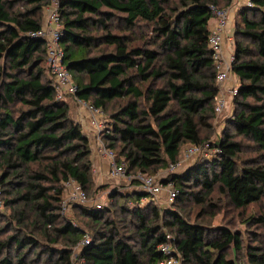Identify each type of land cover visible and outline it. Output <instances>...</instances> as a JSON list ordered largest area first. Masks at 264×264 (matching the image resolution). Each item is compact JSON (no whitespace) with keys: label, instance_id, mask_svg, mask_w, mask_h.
<instances>
[{"label":"trees","instance_id":"1","mask_svg":"<svg viewBox=\"0 0 264 264\" xmlns=\"http://www.w3.org/2000/svg\"><path fill=\"white\" fill-rule=\"evenodd\" d=\"M20 1L24 8L16 9ZM50 2L0 0V187L16 222L9 225L15 232L0 238V264H73L74 247L85 235L90 243L79 255L88 264H157L168 234L184 264H264V212L246 219L263 227L262 238H255L262 244L250 246L240 233L190 222L179 211L159 210L152 199L139 206L145 196L139 190L110 196L133 225L109 219L110 207L75 206L85 221L65 218V181L75 179L89 196L95 179L90 138L70 117L68 103L57 99L55 81L43 66L45 41L29 35L42 27ZM231 3L60 0V43L78 98L106 114L111 103L124 101L111 114L112 133L103 140L128 173L152 175L177 162L188 144L209 142L218 149L211 159L164 183H175L179 201L206 205L217 192L244 210L264 198V0H252L235 20L234 114L217 141L202 135L213 129L219 92L208 44L212 8ZM237 137L254 144L255 158L240 157Z\"/></svg>","mask_w":264,"mask_h":264},{"label":"built area","instance_id":"2","mask_svg":"<svg viewBox=\"0 0 264 264\" xmlns=\"http://www.w3.org/2000/svg\"><path fill=\"white\" fill-rule=\"evenodd\" d=\"M60 0H51V5L46 8L47 21L37 31H31L30 36L40 38L45 41L47 63L51 74L54 76L57 99L66 100L68 96H73L78 107L85 109L90 114L91 124L95 127L96 149L100 156L108 159L109 171L108 176L112 180H118L122 177H127L136 184L132 190H139L145 196L140 200V205H145L148 200L158 199L162 204L171 205L176 200L179 190L175 183L169 181L164 183L165 179L173 173H178L192 165L196 159H211L217 152L216 147H212L209 142L195 145L188 144L182 151V155L177 162L169 163L167 174L164 177L158 178L155 175L146 174L143 172L129 174L126 170L124 161L117 162L116 155L113 150L108 148L103 140L102 131L104 120L107 115L101 108H97L90 103L77 97L78 86L74 82L73 77L63 62L65 55L63 46L60 43L62 23L59 16ZM247 7H251L252 0H247ZM213 21L208 35V44L212 53L216 69V80L219 92L216 98L214 110L217 115L225 112L228 104L232 99H235L238 93V84L229 85L232 79L233 64L235 62V40L234 35L227 36V28L231 21L230 8H212ZM93 172L94 169H93ZM64 194L61 201V212L64 215L75 206L88 207L92 202L97 209L103 206L90 200L83 186L75 179L69 178L64 183ZM148 197L150 199H148ZM160 198L162 200H160ZM133 205V202H130ZM4 207L2 198V189L0 187V209ZM90 243L89 235H85L83 239L74 247V251L80 250L83 246ZM159 251L162 254V259L157 264H184L182 254L178 251L175 239L171 235H167V239L160 244ZM79 264H88L79 255Z\"/></svg>","mask_w":264,"mask_h":264},{"label":"rangeland","instance_id":"3","mask_svg":"<svg viewBox=\"0 0 264 264\" xmlns=\"http://www.w3.org/2000/svg\"><path fill=\"white\" fill-rule=\"evenodd\" d=\"M234 2H236V5H237L236 10H235V18H234V21H235L236 17L238 16L237 14L240 12V9L243 7H246L245 3L247 2V0L245 2H241V4H239L237 0H234ZM24 5L25 3L23 1H20L16 4V9H23ZM50 5L51 3L46 5L43 9V12L41 14L42 24H44L47 21V13L45 10ZM118 24L119 22L117 21V19H114L112 22V27H116V25ZM232 28H233L232 32L234 34L235 25ZM115 31H117V29H115ZM234 49H235V46H234ZM43 66L46 69L47 67L49 69L47 58ZM47 70H46L47 77L55 81L54 76L51 74L50 71L48 72ZM236 84L239 85V80L235 74H232V79L229 82V85H236ZM64 101H66L69 105L70 117L81 124V118H80L81 116L79 115L78 106L75 103L74 97L68 96L66 100ZM122 103H124L123 100H116L115 102L109 105V109L107 110L108 112L106 114L108 116L104 120L102 136L107 133H112L113 122L111 119V116H112L111 114L115 112L116 110H118L119 106ZM234 110H235L234 99H232V101H230V103L228 104L225 112H223L220 115L215 114L212 120V123H213L212 131H203L202 132L203 137H205V135L208 134L212 141H217L222 136L223 131L227 128L228 121L233 116ZM237 139L242 142V146H243L240 157L242 159L255 158L256 157L255 155L257 154L255 152L256 147L254 146V144L250 140L245 139V138L237 137ZM184 148L185 147H183V149ZM116 151L119 153L120 150L117 149ZM201 159H199V157H196L194 161L196 162ZM239 164H242L241 160L239 161ZM167 169L168 167L163 170H159L155 173H152V175H155L158 178L164 177L167 174ZM126 170H127V165H126ZM1 172H2V169L0 168V174ZM93 177L95 180H94L92 189L89 191L90 200L93 202L97 201V203L102 204L103 206L102 208L110 207L111 212L109 214V219H115L118 223H121V221L119 220L126 219V221L129 224L133 225V219L129 217L128 215H125L122 212H120L119 204L115 202V200L112 199L110 196L112 192H114L115 190L120 191V192L132 191L136 187V184L125 176L122 177L121 179H118L117 181H112V180L111 181H105V180L100 181L94 173H93ZM7 198L10 199L9 196H7ZM148 199L150 198L148 197ZM160 200L162 199L160 198ZM177 200L178 199H176L173 204L167 205V204H162V202L156 199L154 200V205L159 210H163L164 208H167V209H173V210L179 211L184 215V217L188 221L193 222V223L194 222L203 223L207 226H210V228H215V229L226 228L230 230L231 232L240 233L245 246L256 245L258 242L262 244L260 240L256 242L255 238H260V237L262 238L263 227L256 225V224L246 223V219H248V217L252 214L257 215V214H260L261 212H264V198L256 204H251L244 210L235 209L234 207L231 206V204L229 203L228 199L225 196H221L217 192L211 197V199L207 202L206 205H201L194 200L183 201V202L179 200L177 201ZM120 202L123 204L122 201ZM209 203H213L217 205L218 208L213 209L212 207H209ZM138 205L141 207L145 206V205H140V203H138ZM131 206H135V202ZM88 207L95 208L92 202H90ZM204 209H206L205 210L206 212H203ZM144 210L148 216H151V209H144ZM12 212H13V208L7 204L5 207L0 209V227L5 228V232L0 234V238H4L7 235H10L15 232L14 228H10L9 226L11 224H14V225L16 224V222L12 220V217H11ZM64 216L65 218L75 219L76 221H79V222L85 221L84 218L79 216V211H76L74 209H71L69 212L65 213ZM123 224L121 223L120 225L122 226ZM36 250H38V248ZM77 254H78V251L73 250V256H72L73 264H79V255ZM29 258L33 259L34 254L31 253ZM242 258L245 259V250H244V253L242 254Z\"/></svg>","mask_w":264,"mask_h":264},{"label":"crops","instance_id":"4","mask_svg":"<svg viewBox=\"0 0 264 264\" xmlns=\"http://www.w3.org/2000/svg\"><path fill=\"white\" fill-rule=\"evenodd\" d=\"M239 4H241V2H245L246 0H237ZM232 2H234V0H232ZM236 2L232 3V5L230 4L228 7L230 8V14H231V21L230 24L226 30V34L227 36H231L234 35L232 30H233V26L234 24V18H235V10H236ZM214 23V21H212L211 25ZM78 112L79 115L81 116V125L83 127V132L90 138V142H91V148H92V163H93V169L95 172H93L97 178L100 181H111L112 179L108 176V171H109V161L108 159L102 157L99 155V153L97 152L96 149V139H95V135H96V131H95V127L91 124V120H90V114L88 111H86L85 109H82L80 107H78ZM112 181H117V180H112Z\"/></svg>","mask_w":264,"mask_h":264}]
</instances>
